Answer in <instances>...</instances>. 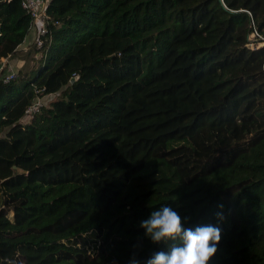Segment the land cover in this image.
Masks as SVG:
<instances>
[{
	"label": "trees",
	"instance_id": "16d2710c",
	"mask_svg": "<svg viewBox=\"0 0 264 264\" xmlns=\"http://www.w3.org/2000/svg\"><path fill=\"white\" fill-rule=\"evenodd\" d=\"M45 14L39 59L5 82L32 20L0 0V264H147L174 243L140 226L163 206L220 227L209 264H264V0Z\"/></svg>",
	"mask_w": 264,
	"mask_h": 264
},
{
	"label": "clouds",
	"instance_id": "9594fccd",
	"mask_svg": "<svg viewBox=\"0 0 264 264\" xmlns=\"http://www.w3.org/2000/svg\"><path fill=\"white\" fill-rule=\"evenodd\" d=\"M222 207V206H221ZM223 221L222 212L217 214ZM181 216L169 206L153 211L140 226L154 243L173 241L167 252H157L147 264H209L217 254L221 229L214 225L183 227Z\"/></svg>",
	"mask_w": 264,
	"mask_h": 264
},
{
	"label": "built area",
	"instance_id": "2783aa9c",
	"mask_svg": "<svg viewBox=\"0 0 264 264\" xmlns=\"http://www.w3.org/2000/svg\"><path fill=\"white\" fill-rule=\"evenodd\" d=\"M21 6L31 17L32 21L30 24V29L33 28V30H35L36 32L35 49L38 51L42 47V43H43L41 38L46 33L45 11L42 10V8L40 7L39 3L36 2V0H21ZM38 54L40 55L39 52ZM1 70L2 68H0V71ZM15 78H16L15 73H10L4 76V81L7 82ZM40 106H41L40 100L37 99L36 101H34V103L26 110L25 118L26 119L31 118L34 114H36L39 111Z\"/></svg>",
	"mask_w": 264,
	"mask_h": 264
},
{
	"label": "rangeland",
	"instance_id": "374dc122",
	"mask_svg": "<svg viewBox=\"0 0 264 264\" xmlns=\"http://www.w3.org/2000/svg\"><path fill=\"white\" fill-rule=\"evenodd\" d=\"M14 57L16 58V60H14V63L13 62H11L12 64L6 63L7 68L4 70L3 75L6 76L10 73H16V71H25L30 69L31 66L34 65L36 61L39 59L40 55L37 53V51H28V52H18ZM1 66L0 68L3 69L4 65L1 64ZM46 99L44 101H47Z\"/></svg>",
	"mask_w": 264,
	"mask_h": 264
},
{
	"label": "crops",
	"instance_id": "0c3cea01",
	"mask_svg": "<svg viewBox=\"0 0 264 264\" xmlns=\"http://www.w3.org/2000/svg\"><path fill=\"white\" fill-rule=\"evenodd\" d=\"M48 1H49V0H36V2L39 3L40 7H41L42 10H44V11H45V8H46V6H47ZM35 40H36V32H35V30H33V28H32V29H30V31H29V33H28L26 39H25L26 42L24 41L25 43H24V44L18 49V51H19V52H27V48H28L29 46H31V45L34 43ZM14 60H16L15 57L10 58V59L8 60V64H12L11 62L14 63Z\"/></svg>",
	"mask_w": 264,
	"mask_h": 264
},
{
	"label": "water",
	"instance_id": "95a60500",
	"mask_svg": "<svg viewBox=\"0 0 264 264\" xmlns=\"http://www.w3.org/2000/svg\"><path fill=\"white\" fill-rule=\"evenodd\" d=\"M14 169L18 171V169H17V168H15V167H14Z\"/></svg>",
	"mask_w": 264,
	"mask_h": 264
}]
</instances>
